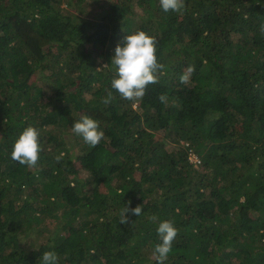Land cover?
Segmentation results:
<instances>
[{"label": "trees", "instance_id": "16d2710c", "mask_svg": "<svg viewBox=\"0 0 264 264\" xmlns=\"http://www.w3.org/2000/svg\"><path fill=\"white\" fill-rule=\"evenodd\" d=\"M61 1L0 0V264H43L46 251L156 264L165 220L179 229L165 264H264V0H185L182 13ZM141 30L166 74L129 101L111 59ZM83 115L105 134L95 148L72 132ZM28 126L43 147L33 169L11 159Z\"/></svg>", "mask_w": 264, "mask_h": 264}, {"label": "clouds", "instance_id": "9594fccd", "mask_svg": "<svg viewBox=\"0 0 264 264\" xmlns=\"http://www.w3.org/2000/svg\"><path fill=\"white\" fill-rule=\"evenodd\" d=\"M164 12L182 13L185 9V0H160ZM261 34L264 35V25H261ZM157 38L145 31H136L124 37L123 43L115 48V54L111 59V65L116 73L111 81V88L114 89L122 99L139 101L145 95L149 85L157 84L160 78L165 75V66L159 62L157 57ZM104 65L102 68L107 67ZM101 68V69H102ZM195 67L189 66L186 72L180 77L181 83L187 84ZM112 93L107 98H102L104 104L112 100ZM161 102L166 97L161 95ZM72 132L83 138V141L91 148H95L104 139V132L100 130L99 122L88 115H83L72 126ZM41 133L39 129L28 126L20 133L13 145L11 159L21 165L33 169L38 165L40 153L43 151L40 142ZM64 153L56 157L59 162ZM130 203V202H129ZM141 205L135 208L126 206L120 212V224H128V213L136 217L142 214ZM155 222V215L149 217ZM160 243L155 245L153 256L156 264H165L169 254L173 250V243L177 239L179 229L170 220L160 222L157 228ZM43 264H59V258L55 251H46L42 255Z\"/></svg>", "mask_w": 264, "mask_h": 264}, {"label": "rangeland", "instance_id": "374dc122", "mask_svg": "<svg viewBox=\"0 0 264 264\" xmlns=\"http://www.w3.org/2000/svg\"><path fill=\"white\" fill-rule=\"evenodd\" d=\"M67 2H68V0H62L61 3H60L61 7H66L67 6ZM85 8H87V4L85 5ZM32 78H33V74L31 75L30 80H32ZM39 87H40L39 86V83L36 82V86H34V88H33L35 93H36V90L35 89H37ZM190 156H191L190 157L191 158L190 160L195 161V162H198L197 160H195V158H193V155H190Z\"/></svg>", "mask_w": 264, "mask_h": 264}, {"label": "built area", "instance_id": "2783aa9c", "mask_svg": "<svg viewBox=\"0 0 264 264\" xmlns=\"http://www.w3.org/2000/svg\"><path fill=\"white\" fill-rule=\"evenodd\" d=\"M191 155H193V158H195V160H197L198 161V158L196 157V155L195 154H191ZM191 157V156H190ZM191 159V158H190Z\"/></svg>", "mask_w": 264, "mask_h": 264}]
</instances>
